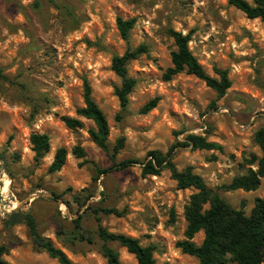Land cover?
Returning a JSON list of instances; mask_svg holds the SVG:
<instances>
[{
  "label": "rangeland",
  "instance_id": "obj_1",
  "mask_svg": "<svg viewBox=\"0 0 264 264\" xmlns=\"http://www.w3.org/2000/svg\"><path fill=\"white\" fill-rule=\"evenodd\" d=\"M117 17L135 19L128 43L118 33ZM168 29L191 35L188 47L209 76L216 77L214 69L228 71L231 87L222 99L184 72L163 81L176 50ZM139 46L146 52L127 66L136 85L122 112L111 59ZM0 73V190L6 188L0 244L8 246L4 259L11 264H58L34 251L25 225L3 229L1 220L18 208L30 212L41 235L74 264H106L93 214L100 208L121 213H98L107 231L154 246L157 264H198L176 247L184 239V209L194 191L177 189L167 171L141 172L148 152L166 153L176 142L185 143L187 135L205 137L222 150L179 148L173 160L179 170L193 167L230 206L239 209L243 201L246 214L254 199L264 197V179L254 192L221 189L246 173L244 158L261 156L253 135L264 127V21L248 19L226 0H0ZM83 79L109 126L107 153L91 141V121L80 119L83 126L76 131L60 121L77 118ZM156 97L157 106L141 114ZM33 133L50 140V151L38 164L29 142ZM120 138L124 146L115 163L137 161L123 170L111 160ZM75 146L84 150V158L72 155ZM58 148L68 152L65 165L49 173ZM8 200L16 205L4 212ZM77 214L90 242L73 240ZM202 239L200 232L194 242ZM108 246L121 264H137L118 244Z\"/></svg>",
  "mask_w": 264,
  "mask_h": 264
},
{
  "label": "trees",
  "instance_id": "obj_2",
  "mask_svg": "<svg viewBox=\"0 0 264 264\" xmlns=\"http://www.w3.org/2000/svg\"><path fill=\"white\" fill-rule=\"evenodd\" d=\"M226 1L248 19L264 21V0ZM115 24L121 39L128 43L135 19L124 20L117 17ZM166 33L173 40L176 50L170 54L171 66L164 71L163 81H169L184 72L202 81L215 93L217 100L222 99L231 87L228 71L214 69L216 77L209 76L188 47L191 35H183L173 29H168ZM145 52L146 47L139 46L135 49H127L121 56H114L111 59L110 69L120 79V85L114 88V95L122 112L127 110L128 96L136 85V80L128 74L127 66ZM0 77H3L1 73ZM158 102L159 98H153L143 106L140 113L145 114L154 109ZM76 116L77 118L62 116L60 121L71 131L82 128L80 119L91 121L94 128L88 130V135L100 150L107 153L109 126L104 113L92 98V89L86 79H83V106L76 110ZM253 141L259 148L261 156L251 154L249 158H244L243 165L248 167L246 173L233 177L230 183L221 187L223 191L254 192L259 188L261 180L264 179V127L254 133ZM29 142L31 151L34 153L33 160L38 164L50 151L49 137L46 134L33 133L29 137ZM123 146L124 139H118L111 155L113 165L119 170L137 163L134 160L115 163L116 155ZM183 147H190L191 150H222L220 145L207 141L205 137L191 134L186 136L185 143L176 142L166 153L148 152L145 162L141 163L143 176H158L161 172L167 171L176 183L177 189L194 191L184 209L186 222L184 239L178 241L176 247L183 254L196 258L198 264H264V197L254 199V205L249 214L244 211L243 201L239 209L233 208L207 186L202 177L194 172L193 167L186 166L181 170L176 167L173 162L176 150ZM71 153L77 159L85 157L84 150L79 146H75ZM67 154L65 148L56 149L48 172L60 171L65 165ZM110 169L98 173L103 174ZM88 210H92V207L90 206ZM98 213L115 216H120L121 213L114 208L93 210L97 222V236L102 242L101 254L106 264H121L118 253L108 246L110 243H116L124 248L134 256L137 264H157L154 259V246H142L135 238L107 231L102 226ZM72 223L73 240L90 242L91 238L84 234L82 216L77 214ZM1 225L5 231L15 226L25 225L35 252L45 253L58 264H74L62 250L54 247L49 239L41 235L38 224L30 212L22 211L21 208L15 209L1 220ZM200 232L203 233V239L200 244H196L194 238ZM8 253V246L0 244V264H11L4 259Z\"/></svg>",
  "mask_w": 264,
  "mask_h": 264
},
{
  "label": "built area",
  "instance_id": "obj_3",
  "mask_svg": "<svg viewBox=\"0 0 264 264\" xmlns=\"http://www.w3.org/2000/svg\"><path fill=\"white\" fill-rule=\"evenodd\" d=\"M5 192H6V188H5V186H3L2 188H1V190H0V196H1V201H4L5 202V198H6V196L5 197H3V194H5ZM9 202H8V204L7 205H5V204H3L2 205V209L4 210V212H5V207H10V205H12V209L15 207V205H16V203H14L13 201H11V200H8ZM3 212V211H2ZM7 212H9V211H7Z\"/></svg>",
  "mask_w": 264,
  "mask_h": 264
},
{
  "label": "crops",
  "instance_id": "obj_4",
  "mask_svg": "<svg viewBox=\"0 0 264 264\" xmlns=\"http://www.w3.org/2000/svg\"><path fill=\"white\" fill-rule=\"evenodd\" d=\"M261 184V183H260Z\"/></svg>",
  "mask_w": 264,
  "mask_h": 264
}]
</instances>
